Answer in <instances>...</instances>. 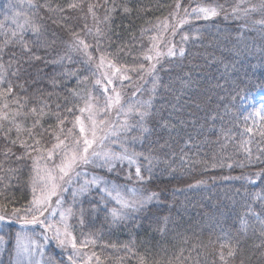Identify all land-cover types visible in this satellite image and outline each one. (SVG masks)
I'll list each match as a JSON object with an SVG mask.
<instances>
[{
	"label": "trees",
	"instance_id": "16d2710c",
	"mask_svg": "<svg viewBox=\"0 0 264 264\" xmlns=\"http://www.w3.org/2000/svg\"><path fill=\"white\" fill-rule=\"evenodd\" d=\"M34 2L50 5L52 11L41 7L39 15L34 17L42 25L39 40L31 31L24 33L31 54L41 59L21 61L23 66L19 76H9L14 85H23L26 89L14 87L13 95L19 93L21 103L25 96L29 97V107L46 102L53 112L58 111L70 120L72 113L65 108L72 107L73 112L79 114L75 105L83 106L80 97L93 89L96 69L94 64L85 63L80 54L69 51L71 33H79L90 45L88 51L95 53L97 38L87 5H98L94 11L102 20L106 8L111 7V0L107 5L105 0ZM176 2L115 0L116 5L127 4L133 11L124 13L117 7L110 13L109 24L99 25L107 36L100 48L123 64H136L142 50L151 46L148 36L155 34L153 30L142 35V31L155 25L157 18L168 16ZM179 2L183 7H194L196 3L223 5L225 11L207 20L190 19L179 28L171 38L176 55H166L167 48L161 45L165 54L159 58L152 76L139 80L137 73H131L135 83L140 84L135 97L151 100V107L143 120L137 117L129 120L130 125H137V128H132L134 132L130 131L128 135V143L132 142L128 151L142 154L140 162L145 168L148 162L144 156L153 158L152 177L146 183L149 191L159 193V198L140 211L132 212L131 218L114 222L110 213L114 202L101 201L97 189L75 199L65 195V203H71L73 209L72 232L78 241L94 238L95 243L82 251L89 255L95 252L100 257L99 264H138L139 256H145L148 264L154 260L166 262L181 251L183 257L173 264H264V235H261V224L256 218V214H260L264 219V175L255 184L243 179L246 176L255 178L264 165L245 162L243 167L237 166L245 160L239 141L242 102L264 91V26L256 23L264 19L258 7L260 0H244L241 8L255 4L258 9L247 16L242 11L235 15L231 11L240 0ZM26 3L27 0H0V25H7L0 28V46L4 44L6 33L15 28L11 18L16 13H20L18 19L21 20L26 15L32 16V9ZM73 3L79 7L70 8ZM145 6L151 10H137ZM88 28L93 32L89 33ZM183 35L188 39L183 40ZM180 48L184 49L183 56L179 55ZM13 52L17 57L29 55L22 52L19 44H9L0 53L5 64ZM96 55L98 57L99 53ZM61 57H64L62 62L52 63L53 60L60 61ZM16 67L13 64V69ZM154 77L156 86L153 90ZM53 78L55 85L51 83ZM128 84L127 81L123 89L126 100L133 98V90L127 87ZM27 123L30 124L31 119ZM43 123L45 127L49 123L55 124V116L46 117ZM66 125L71 126L67 121ZM133 135L137 136L134 142L129 140ZM12 136H15L14 131ZM45 139L49 137L46 135ZM3 143L0 139V148ZM257 145L264 148L260 136L249 146L254 156L258 152ZM14 151L21 149L17 147ZM3 159L0 155V161ZM221 161L223 166H220ZM214 162L218 166L211 167ZM228 163L232 164L231 168L227 167ZM9 166L19 168L15 173L18 179H12L7 187L0 183V192L4 193L0 195V204H7L10 212L12 207L23 209L32 198L31 161H17L13 156L4 161L5 171L0 175H10L6 171ZM126 173L125 164L119 176L111 174L110 178L121 184L127 183L124 180ZM5 224L0 222L4 230L2 236L7 241L0 254V264H13L14 237L20 225L12 223L5 227ZM221 245L225 247L221 249ZM229 247L234 256H227ZM221 251L225 253L223 260ZM89 264H96L95 257Z\"/></svg>",
	"mask_w": 264,
	"mask_h": 264
},
{
	"label": "snow or ice",
	"instance_id": "6c2138e0",
	"mask_svg": "<svg viewBox=\"0 0 264 264\" xmlns=\"http://www.w3.org/2000/svg\"><path fill=\"white\" fill-rule=\"evenodd\" d=\"M109 2L110 0H105V5ZM243 3L244 0H240V3L232 7L231 11L234 15L242 11L247 16L250 12L258 10L255 4L241 8ZM26 6L32 9V16L26 15L21 20L18 19L20 13H16L11 18L15 28L10 33H6L4 44L0 46V53L9 44H19L22 52L29 53L27 57L24 55L17 57V54L13 52L12 58L7 64L3 62V57L0 56V134H2L0 139L4 142L3 147L0 148V155L4 158L0 161V172L5 171L4 161L10 160L13 156L17 161L30 160L29 182L32 198L23 209L12 207L10 212L7 204H0V222H6L5 227L12 223L20 225L14 237L13 264H46L43 260L45 246L51 242H55L61 250L62 256L66 257L67 264H89L93 257H95L96 264H99L100 257L95 252L89 255L82 251L87 245L95 243L94 238L78 241L73 234L68 224L69 218L73 215V209L71 206H64L63 193L69 190L74 179L79 185L71 193L74 199L78 195L90 192L93 188L97 189L101 194V201L105 203L114 202V206L110 209L114 222L131 218L132 212L140 211L154 199L159 198V193L149 191L146 183V180H150L152 177L153 158L144 156V160L148 162V166L145 168L140 162L142 154L129 152L128 148L122 145L120 139L122 133L127 132L131 127L128 123L129 115L136 114L143 120L149 114L151 100H133L131 98L126 100L123 91L126 85L123 82L128 81L127 86L133 87L132 96L134 97L136 92L140 90V84L135 83L131 73H137L136 79L139 80H144L145 76H152L156 71L159 58L165 54L160 48L161 45L167 48L166 55H176L175 45L172 44L171 38L176 35L179 28L189 23L190 19H211L220 15L225 9L223 5L213 6L205 3H196L194 7L191 5L183 7L177 0L168 16L163 19L157 18L155 25L142 31V35L155 31L154 35L148 36L151 46L142 50L141 59L136 64L129 66L100 48V43L107 36L105 30L99 25L109 24L110 13L115 11L117 7H121L124 13L129 14L133 9L127 4L118 6L115 0H111V7L106 8L105 15L101 20L94 11L98 5L88 4L87 10L92 15L95 37L97 38L95 53L88 51L90 45L76 32L71 33L72 39L68 44V49L70 52H76L84 57V62L90 66L95 65L96 71L93 72L94 87L102 89V92L99 97L90 93L80 97L83 100V106L75 105L79 114L73 112L72 107H66L65 111L72 113V119L69 120L68 117L60 115L58 111L53 112L46 102L29 107L27 103L29 97L25 96L23 98L24 103H21L19 93L13 95L14 87L18 86L23 91L26 89L23 88V85H14L9 76H19L23 66L21 61L27 62L33 58L41 59V57L31 54V49L24 40V33L31 31L39 40L42 25L37 23L34 17L39 15L41 7L52 11L50 5H40L34 0H27ZM69 7L77 8L79 5L73 3ZM258 7L264 14V0H260ZM60 10L63 11V9ZM137 10L147 12L151 9L145 6ZM256 23L264 26V19L257 20ZM6 27L7 25H0V28ZM85 27L87 28V25ZM87 31L92 33L93 29L88 28ZM182 39L187 40L188 36L183 35ZM96 53H99L98 57ZM179 55H184L183 48L179 49ZM68 58L71 59V57ZM63 59L64 57H61L60 61L53 60L52 63L62 62ZM13 64L17 65L15 69H13ZM51 83L56 84L54 78ZM155 86L154 77L153 90ZM74 94L79 95L75 91ZM12 105H16V107H11ZM59 107L60 105L57 104L58 109ZM113 111L117 113L115 122L110 118ZM52 115L55 116L56 123H49L45 127L43 121ZM121 115L124 117L123 121L120 120ZM256 115L262 122L256 125V134L264 141V104L256 111ZM29 119H31L30 124L27 123ZM247 119L248 117L245 118L246 121ZM66 121L71 125L70 127L66 125ZM13 131L15 132L14 137L12 136ZM244 131L252 134L253 128L245 126ZM46 135L49 139H45ZM113 143H121L120 150H114L109 146ZM250 143V139H242L241 148L245 153V160L238 162L237 166L243 167L245 162L248 165L254 163L264 165V148L257 145L258 152L254 156L251 147L248 146ZM17 147L21 151H14ZM125 164L127 173L124 180L127 183L121 184L111 179L110 175L113 173L116 176L120 175ZM210 166L216 167L218 165L214 162ZM220 166H223L222 161ZM89 167L100 169L109 175L93 173L88 178L89 172L86 169ZM227 167L231 168L232 164L228 163ZM6 171L10 175L7 177L0 175V183H4L5 187L10 184L12 179H18L15 173L19 171V168L9 166ZM262 175H264V169L257 172L255 178L246 176L243 179L249 183H255ZM80 177H84L83 183L77 179ZM240 178L236 177V179ZM199 183L203 182L200 181ZM3 194L0 192V195ZM256 218L261 224V235H264V219L261 218L260 214H256ZM81 223H83L82 220ZM28 226L43 229L41 239H34L33 230L29 229ZM6 243L4 237L0 236V247L5 246ZM125 247L127 248V246ZM224 247L225 245H221V249ZM69 248L71 251H68ZM127 250L132 251L131 248H127ZM234 255V251L229 247L227 256ZM182 257L183 252L181 251L166 262L154 260L152 264H173V261H180ZM224 257L225 253L221 251V260ZM59 264H65V259L62 258ZM138 264H148L146 257L139 256Z\"/></svg>",
	"mask_w": 264,
	"mask_h": 264
},
{
	"label": "rangeland",
	"instance_id": "374dc122",
	"mask_svg": "<svg viewBox=\"0 0 264 264\" xmlns=\"http://www.w3.org/2000/svg\"><path fill=\"white\" fill-rule=\"evenodd\" d=\"M95 71H96V69H95ZM97 75H99V73H97ZM126 82L127 81H124L123 83L125 84ZM92 85H93V89L89 93L99 97L102 89H98L97 87H94V83ZM127 87H130V86H127ZM130 88H131V90H133V87H130ZM132 99L133 100H143L139 96L137 98L134 96ZM102 102L103 101L101 100V103ZM262 104H264V91L261 92V93H258L256 95L250 96L249 98H246V99L243 100L242 106H241V121H242L241 128L242 129H241V131H239V133H240V136H239L240 143H241L242 139H250L251 143H252V142L255 141L256 137L259 136V135L256 134V125H259L262 122H261L259 116L256 115V111L261 108ZM132 117H137L139 120H141L138 115L130 114L129 117H128V123L129 124H130L129 120H131ZM246 117H248L247 121L245 120ZM110 118L115 122L116 119H117V113L116 112H112L110 114ZM120 120L121 121L124 120V117L122 115L120 116ZM254 121H255V125H254ZM245 126L252 127L253 128V133L252 134L245 133V131H244ZM132 128H137V125H131V127L128 129V131L122 133V135L120 137V139L122 141V145L124 147H127L128 149L130 148L129 146L132 143V142L128 143V141H127L130 131L134 132V130H132ZM136 138H137V136L133 135L131 138L129 137V140L134 142ZM123 140H125V141H123ZM109 146L112 149H114V150H120L121 143H113V144H111ZM248 146H250V145H248ZM130 152H132V151L130 150ZM86 170L89 172V176H91L93 173L102 174V171L100 169H92L91 167H89ZM113 174H115V173H113ZM77 179H79L80 183H83L84 177H80V178H77ZM252 184H255V183H252ZM78 186L79 185L77 184L76 179H74L73 184L69 188V190L67 192L63 193L64 206L65 207L72 206L71 203L70 204L65 203V201H66L65 200V195H72L71 193H72L73 189L78 187ZM68 224L70 225L71 230H72L73 229V227H72V216L69 218ZM42 232L43 231L33 230V238L34 239H39V238L41 239V233ZM3 233H4V230H3L2 226L0 225V236H2ZM52 246H54V248ZM3 249H4V246L0 247V254H1ZM68 251H71V249L69 248ZM62 258L65 259V264H67L66 257L62 256L61 250L56 246L55 242H51V243H47L46 244V246H45V254L43 256V260L46 262V264H59V261Z\"/></svg>",
	"mask_w": 264,
	"mask_h": 264
}]
</instances>
